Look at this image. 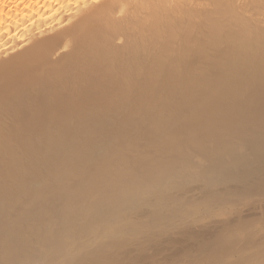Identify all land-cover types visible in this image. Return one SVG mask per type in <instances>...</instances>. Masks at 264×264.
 <instances>
[{
    "label": "bare ground",
    "instance_id": "1",
    "mask_svg": "<svg viewBox=\"0 0 264 264\" xmlns=\"http://www.w3.org/2000/svg\"><path fill=\"white\" fill-rule=\"evenodd\" d=\"M75 1L79 0H0V82H3L1 81L3 74L6 75L7 72L11 73L10 71L13 69L15 70L17 66H25L26 61L29 59L31 60L35 55H38L39 57V54L42 53V56L43 53H45L44 51L47 52L50 50L53 52V56L56 57H53V62H50L49 65H43V69H39L40 71L38 70V78L47 75L53 78L61 77L62 79L76 66H78L76 69L81 70L84 75H86V72H88L89 75L93 69L91 67L93 66L94 69L100 67V64L98 63L101 62V59L105 58L109 52H111V48L116 49L117 46H121L126 42L128 43L133 40V38L135 39V37H137L138 40H136V42L133 41L134 43H131V46L127 45L130 47L129 51H126V55H128L126 57L128 60L122 63V69L117 68L116 66H109L104 68V70H101V74L99 72L97 73L99 78H105L106 76L108 77L111 75H115L119 78L120 76H123L121 72L123 71L124 74H129L128 78L130 79L132 73H134L133 71L136 70L137 74L141 73V68L145 67L143 65H145L146 59L151 61L149 64L147 62L146 65L151 68H149L150 71H148L149 74L147 78L149 77V80L154 83L155 86H157L159 82L164 81L165 84L163 87L165 88L162 87V91H158L157 93L154 90V86L148 87L150 90L152 89V92L147 93L146 91L149 89H146L145 92L142 90L143 94H149L148 97L146 96L148 100L150 97L157 100V108L155 107L156 111L153 109L156 114H153V118L149 119L148 117L149 123L146 124H150V128L147 132L148 135H146L148 136L147 138L149 142H139H142L141 147H147L151 144L153 145H151L152 148L148 147L150 149L147 153L139 154L143 150L141 147V151L136 150L137 153L134 152V148L131 147V144L134 138H136L134 135L136 131L133 132V130L138 127L135 128L139 123L137 122V124H135L137 119L131 120V115L129 116V120H131L130 124H127L130 126V130L128 132H126V129L122 130L121 136H119V138L121 137L120 143L116 138L118 135L115 137L119 146H115L117 144L114 143L115 145L113 146V149L108 142L98 141V138L94 139L93 135L97 133V130L96 132H92L93 128H91V132L94 133L93 135H91L92 133L88 134L86 131L84 132L86 133L85 136H83V133L82 136L85 137L83 142H81L82 138H80L81 141L77 138L78 141L81 142L80 144L84 143L82 144V151H80L79 147L74 150L77 148L74 146L76 139H74L75 141L71 140L73 139L71 136L72 131L70 132L68 129V132L66 133L61 129L60 131H62L61 134H67L70 132L71 139L63 137L64 134L61 138H57V132L59 130L54 132V134L57 133L55 135L56 138H49L47 136L50 140L43 142V146H45L43 149L46 151L45 155L41 153L42 151L39 145L41 146L42 143L40 140V143H38L39 145H32V147L31 142L24 143L25 147L27 145L28 147L30 146L29 148H32L29 149L30 155L27 157V153H24V156L22 153V156H18L21 164L20 162L19 164L15 163L14 167L10 168L11 162H9L10 166H8L10 170L6 168L7 164L3 166L4 169H8V171L4 172H7L9 175L8 178H11L8 186L1 187L0 185V221L7 227V231H4L6 235L5 233H1L5 235L3 239H6V242L3 240L4 246L6 244V247H4L6 248L5 250H8L11 246L17 245L21 251L28 250L30 239L32 242V239L35 238V236L37 237L38 234H47L48 228L53 221L67 227L71 225L72 227H75V229L76 227L83 228L84 234H88V231H90V234L92 232L91 230H93V233L95 230L99 232V229L102 227L105 228V221H108L109 223L110 219L106 220V218H108V213H111L109 212L111 209L112 215L115 213L117 214L116 211H113L114 208L121 207L124 209L125 207L123 204H125V206L127 205L128 208L132 207L133 203H131V201L136 200L134 202H136L137 205H135L137 208L138 206L139 208H144V212L139 209L142 213L139 212L137 217L132 213L136 219H130L132 221L129 220V222L125 219L128 223L123 224L121 223V219H118V215H121L123 212V210L120 211L119 208L118 211L120 212H118L117 219L112 215L109 216L110 218L112 217V221H110L111 224L109 223L111 226H107L110 232L107 233V231L104 230L106 231L105 233L103 229L100 230L103 231L106 238L102 236L101 234L103 233L100 232L101 234H98L101 235V239H96V242L98 243L95 245V240L92 241L95 246L99 243V245H101L100 248H97V250H100L98 252L99 254L97 253V250L96 252L94 251L95 254L97 253V256L99 255L98 259L95 258L99 260L98 262L96 261V263L103 264L105 259H103V254L106 253L107 250H110L109 253H111V248L112 252H114L113 250L118 248L119 244L120 249L123 250L121 251L123 252V259L126 261L123 264H128V262L129 264H138L144 262V260L145 262L148 261V264H179L180 261L174 253L179 251L180 248L186 249L187 242L193 240L195 247L202 249V255L206 252L209 253V257H203L191 264H264V236L260 237L257 243L252 242L250 247H237L236 242L243 236V234H246L249 231L251 233V239L253 234L252 231L249 230V225L246 227H244L242 223L238 225V219H235L234 222L230 221V218L235 216L234 210L236 208V199H238V197L240 202L243 199L244 202H246L259 192L264 194V81L255 80L252 84L250 79L253 74L255 77H264V0H81L80 3L83 4L78 12L75 23L70 28L64 26L62 29L55 31L54 33L51 32L53 28L59 27L58 25H55V23H58L57 19L59 18V13L69 10L71 4ZM79 36H81L80 38L82 39L81 48L79 47L76 51H74V49L73 52H68L66 54L65 51L67 52V49L72 47ZM155 40L158 41L157 43L160 46L158 49L159 51L157 50L156 52L155 50L154 52L156 53L155 55L153 53V57H145L144 50H148L147 53L149 54L150 51L153 50L152 47L156 42ZM64 43H66L67 49L62 50L61 48ZM125 50L128 49L125 47ZM63 52L66 55L63 54ZM56 53H59L61 56H58L59 54L56 55ZM256 57L258 61H256ZM154 58L155 60H152ZM34 59L38 58H33V60ZM28 63L30 62H27V64ZM249 66H252V69L251 67L249 68ZM153 67L154 70H152ZM126 74L124 76H126ZM140 76H143V74ZM140 76L138 74V77ZM134 77H132L133 79L131 78V82L137 81L136 77V80ZM145 77L146 76H144V78ZM128 78L124 79V81H128ZM17 81H20L19 78ZM139 81L141 80H138V82ZM135 82L134 84L137 83ZM209 82L212 87L209 86ZM38 83L40 82H37V84ZM197 83H199V86L195 88L193 84L196 85ZM16 84H18V82ZM21 84L23 83L21 82ZM18 86L20 87L21 85L19 84ZM122 86L120 87L122 88ZM200 86L201 88H199ZM12 87L15 88L14 86ZM19 87L17 88L20 89L22 86ZM130 87V91H128L129 95L131 96L132 94V97H135L133 96V89L135 86L131 85ZM144 87L146 88V83ZM117 88L119 87L116 84V89ZM129 88L127 87L126 90ZM209 88L212 91L208 90ZM18 89L15 88L12 91ZM97 89L99 93V86ZM97 89L93 88L92 92H96ZM113 89L114 88L112 87V90ZM116 89H114L115 93L117 90L120 91V88ZM2 91L3 89L0 85V129L5 123L10 109L12 110V108L15 107L12 105H17L16 103H13L16 102L17 97L20 96L18 94L13 96L14 92L11 91H8V94L7 92L5 93ZM183 91L185 93L184 100H186V103L183 104L184 108L181 110L179 108L177 111L176 109H178L179 106L175 109V105L181 100L180 98L183 95ZM10 93H12V96L9 95ZM109 93L112 92L109 91ZM113 94L112 99L116 96H113ZM107 95L109 96V94ZM107 95L105 94V97H101L102 100H106L104 98H106ZM117 95H121L120 92ZM243 96L246 98L250 97V99H248L249 101L243 102L244 104L241 103ZM96 97L94 98L96 99ZM222 97L224 98V101H222ZM21 98L22 97L18 98V101ZM116 98L118 99V97ZM160 98L163 99V101L161 100L162 102H159ZM71 99L72 98H70V100ZM156 100L154 101L156 102ZM115 101L117 100L115 99ZM151 101L152 99H150V102ZM253 101L254 103L255 101H258V104L260 105L258 108L255 106L257 109L254 108V111H256L257 114H260L256 117L257 119L255 118L254 123H252V121L249 122L248 115H245V112L248 109L252 110L250 105ZM150 102L146 104L148 105ZM111 103L107 104L110 105ZM98 104H100V102ZM154 104L153 106H155ZM68 105H71V103L66 106ZM142 107H140V109ZM172 107H174V111L172 110ZM225 107L229 108V114H227L226 111L224 114L223 110ZM70 109H72V107ZM67 110L68 109L65 111ZM121 110L122 109L120 108V111ZM114 111H116V109ZM122 111L125 114V109ZM151 111L150 108L149 112ZM238 111L241 112V115L243 113L244 117L240 116L236 118L234 115ZM146 112H148V109ZM136 113H138V111H136ZM146 114L145 116L149 115ZM120 115H112V118L115 117L113 120L116 118L118 119L117 116H119V118L124 117L123 115ZM141 115L144 116L143 114ZM136 117L137 116H135V118ZM51 118H55V116H50L48 120ZM81 118L80 115L79 119ZM101 118L102 119L100 120H105H103V117ZM126 118H128V116ZM142 118L143 117H141V119L139 118V121H141ZM85 119H88V117ZM19 120L18 123L20 124L21 118ZM71 120L73 119L71 118ZM121 121L122 120H120V123ZM44 122L42 124L40 123L41 126H43ZM94 122L96 123V121ZM100 122L101 121L97 123V127H99L98 124H102V122ZM106 122L104 123L106 124ZM109 123L116 125V122L113 123L110 121ZM25 124L27 123L25 122ZM37 124L38 123H36V125ZM56 124L55 127L57 128ZM83 124V128H86V125ZM24 125H22V127L23 129L26 128L25 131H27L28 127L24 128ZM141 125L140 127H142ZM121 126L120 128H122ZM42 128L43 127H39L38 129L42 130ZM66 128H64V130H66ZM55 129H53V131H56L58 128ZM101 129L103 130L104 128L101 127ZM139 129H137L138 132ZM3 130H5V128ZM47 130L48 129H46V132ZM81 130L79 131L81 132ZM105 130H107V127ZM143 130H145V128ZM28 133L30 134V132ZM52 133L53 132L51 131L49 135L51 136ZM98 133L96 136L100 134ZM104 133H106V131ZM3 134L1 136L2 138ZM29 134H26V136ZM106 134H108V132ZM73 135H75L74 132ZM138 135H140V133ZM82 136L80 134L79 137ZM103 136L104 135L102 134L100 138H103ZM105 137L107 139V136ZM108 138L111 140L110 137ZM143 138H145V135ZM147 138H145V140H147ZM26 139H28V137H26ZM134 142L136 143L135 140ZM9 143L11 142H8V144ZM128 143L130 144L129 148ZM6 144L7 142L3 147L8 145ZM76 144L77 143H75V145ZM9 146H11V144ZM137 146L138 145H136V147ZM73 147L75 148L73 149ZM7 148L10 149L9 147ZM8 149L7 151L11 152V149ZM98 150L100 152H98ZM39 151H41V154L35 155L37 152L39 153ZM113 151L117 153L119 163L113 165V162L115 161L113 158L111 160L114 161L111 163L112 165L110 164L111 166L109 168L106 165L105 167L103 166L112 171L111 174H105L101 167L102 174L100 175H96L92 172L89 174V171H85L88 170L87 168H89V166L94 168L95 166L93 167V165L101 163H98V161H100V159H98V153H100V158H102V154H107L108 157L112 158L116 157ZM10 154L15 153L11 152L6 155L9 156L8 159L11 156ZM19 154L21 155L20 152ZM16 155L17 154L14 156ZM251 155L252 157L254 156L252 159L250 158ZM44 156H48L51 159L48 165V157L44 159L47 161H44L46 164L42 163ZM30 157L34 161L30 162ZM41 158L42 161H40ZM68 158L69 160L71 158L74 160L71 169L67 167L70 169L68 171L72 173V175L65 170L66 168L63 169L60 163L58 168H61L59 173L62 178L65 175V172L72 176L71 185L69 184L71 189L60 198L50 196L48 192L45 191L47 189L46 187L50 189L49 186H51L46 183L48 178L47 173L50 174L48 171L56 167V163L59 161L65 162ZM14 159L12 158L13 163ZM50 159L48 158V160ZM3 161H6L5 163H7L11 160L7 161L6 157V160ZM206 161L210 162V165H208L209 167L206 166ZM67 162L68 161H66V163ZM128 162L130 164L125 167L124 165ZM134 162H139V164L135 165ZM107 165L109 166V164ZM26 167L32 172L35 171V169L39 172L41 170L42 173H40L43 176V173L46 172L45 175L47 176H45L46 178L43 176V178H41L40 176L41 179L38 178L39 180H35L37 177L30 180V178H27L29 176L26 177V174H24L26 172L31 173L26 170ZM21 169L23 170L20 171ZM24 170L25 172H23ZM57 170L55 172H57ZM95 171L97 172V170ZM36 172L37 171H35V173ZM213 172L219 174L222 173L225 177H231L237 179V181L240 179L241 181L239 184L241 185L240 191H242V193L238 196V194L234 193V189H227L226 191L223 189L224 192L216 190V187L222 183L215 178L216 176ZM259 172L260 176H257ZM40 173L37 174L39 175ZM59 173L57 172L58 175ZM51 174L50 176L53 175L54 177V173ZM209 174L213 176L211 180H207ZM136 177V180H132V178ZM24 178H27L28 181ZM128 179L130 181L126 182ZM24 180L27 182L23 183ZM48 182L51 184V180H48ZM192 182L197 184V186L194 187L195 189L192 192H190V190L188 191L187 189ZM57 184L58 183H54V185ZM60 184L61 183H59V185ZM61 186H59V190L63 188ZM64 188L62 191H65ZM136 188L138 190H136ZM182 190H184V194L182 195L181 193V195L178 196L180 194L179 191L182 192ZM63 193L64 192H62V194ZM129 197H131V200L128 199ZM124 201H126V203H123ZM129 202L132 206H129ZM117 204H122L123 207H117ZM136 206H133V209H137ZM17 207H23L26 212L28 211V214L21 217L20 214L22 212L19 213V215H17L18 213L14 214L12 210ZM129 211H127V213ZM94 212L96 216L104 222H102L104 225H102V223L101 225H98L97 223H100L101 221L97 223L95 221L97 226H100L101 228H98L94 222H91V219L93 218L91 214ZM125 213L126 212H124V214ZM134 213H136V210ZM129 215L131 216V214ZM98 218L96 219L98 220ZM37 222L39 223L34 225ZM89 222H91V224H89ZM108 223L107 225H109ZM93 224L95 225L94 228L97 227V229L90 227ZM120 224L123 229L119 226ZM123 225L129 226L127 232L129 233L128 238H125L124 235H122L126 233L127 229V227L124 229L125 227ZM220 225H224V227L221 228ZM244 228L246 229L243 233ZM4 229L6 230V228ZM75 232L76 231L72 232L74 233V236H72V241L69 244L72 245V247L70 246L68 249L69 252L66 250V245H68V240H70L68 235L63 237V251L59 252L58 249L54 250L56 251L54 252V256L60 261H58V264H66L68 261H72L73 258L77 259L75 256L81 253L79 250L82 249V252L84 253L83 249H91L89 248V244L90 246H93V244L88 242L89 240L86 238V241H82L83 239L78 240L79 233ZM142 232H144V234H141ZM258 232H261V230L258 229ZM89 234L88 237H90V239H93L91 237L94 236H96V238L98 237L97 235L89 236ZM121 236L124 238H120ZM140 236L143 238L145 236V245L147 247L140 244ZM207 236H210V238L208 239ZM118 239H120V243H117ZM211 239V245H207L206 242ZM108 240H111L109 244L106 243ZM131 241H133L132 244ZM138 241L140 242L139 244ZM127 243H129V246ZM110 244L111 246H109ZM140 246H142V248ZM145 248H147L149 254L147 261V257L144 256ZM87 250H85V252ZM91 250L93 251V249ZM223 250L225 252L224 254H222ZM139 251L141 253L139 254L138 261V257L135 258L133 255L134 252L139 253ZM8 252L5 255V252L0 253L1 255L3 254V257L5 256L7 258ZM11 253L9 254L10 256ZM116 253L118 254V250ZM107 254L105 255L108 257L109 254ZM142 254L143 256H141ZM80 255L83 254L81 253ZM90 255L94 256L92 254ZM91 256L90 258L88 257L90 260L93 258ZM110 256L111 254L109 257ZM5 257L4 259L6 260ZM183 257L184 258L180 264L187 263L185 251ZM83 258L84 256L81 258V262L79 261L80 264L83 262ZM114 258L116 259V257ZM127 259H129L128 262ZM119 261L121 262V260L118 259V262ZM16 262H19V260ZM90 263L92 262L90 261ZM108 263L110 264V261L106 264ZM10 264L15 263L11 262ZM72 264H75L74 261Z\"/></svg>",
    "mask_w": 264,
    "mask_h": 264
},
{
    "label": "rangeland",
    "instance_id": "2",
    "mask_svg": "<svg viewBox=\"0 0 264 264\" xmlns=\"http://www.w3.org/2000/svg\"><path fill=\"white\" fill-rule=\"evenodd\" d=\"M81 2V0H79V1H75L73 4H71V7H70V9L69 10H67V11H65V12H62V13H59L60 15H59V18L57 19V22L58 23H55V25H58L59 27L58 28H53V30L51 31V32H55V31H58V30H60V29H62L64 26L66 27V28H70L74 23H75V21L77 20V16H78V12H79V10H80V8H81V6H82V4L83 3H80ZM84 2V1H83ZM50 32V33H51ZM81 36H79V37H77V39H76V41H75V43L72 45V47H70L69 49H67V46H66V43H64L63 44V46H62V50H64V49H67L68 51L66 52L65 51V53L67 54L68 52H73V50L74 51H76L79 47L81 48V46H82V39L80 38ZM133 37V36H132ZM136 40H138L137 39V37H135V39L133 38V40H131V41H129L128 43L126 42V43H124V44H122L121 46H117L116 47V49H114V48H111L110 49V51L111 52H109L108 54H107V56L105 57V58H102V59H104V60H102L101 59V62H99L98 64H100L99 66L100 67H97V68H95L94 69V67L92 66L91 68H93L92 69V71L89 73V75H88V72H86V75H84L83 74V72H81V70H78V69H76L78 66H76L75 68H73L71 71H69L70 73H68L65 77H63L62 79H61V77H58V78H53V77H50V76H47V75H45L44 77L43 76H40V78L42 79H40V78H38L37 76L39 75V71L41 70V69H43V65H45V66H47V65H49L50 64V62H53V57L55 58L56 56H53V52H51V50L50 51H44L45 53H43V55L41 56V54H39L40 56L38 57V55H35L33 58H38V59H34L33 60V58H31V60L29 59L28 61H26V65L24 66H22L21 65V67H19V66H17V68L14 70H12V71H10L11 73H9V72H7L6 73V75L5 74H3V78L1 77V81H3L4 82V84H5V86H4V84H3V82H0L1 84V87H2V89H3V91L2 92H7V94L11 91V92H14V94H13V96L15 95V94H18V95H20V96H16L17 97V101H18V98H20V97H22L21 99H19V103L16 101V102H14L13 104H17V105H12V106H15L14 108H12V110L10 109V111H9V114H8V117H7V119L5 120V123L2 125V127H1V129H2V131H1V129H0V147H1V150H0V185H1V187L2 186H8L9 185V180L11 179V178H8L9 177V175L7 174V172H4V171H8V169L10 170V168L11 167H14V165H15V163H18L19 164V162H20V160H19V157L18 156H22V153H23V156L25 155L24 153H27V157L30 155L29 154V149H32V148H29L27 145H26V147H25V144L26 143H29V142H31V147H32V145L33 146H36V145H39L38 143H42V145L40 146L39 145V147H41L40 149H41V151H39V153L37 152V154H35V155H40L41 153H43V155H45V149H43L45 146H43V142H47V140H50L49 138L50 137H52V138H56L55 137V135L58 133V135H57V138H61L62 137V135H63V137H67L68 139H71V136H72V138L73 139H71L72 141H75L74 139H76V141H75V143H77L76 145H75V143H74V146L75 147H77V148H75V147H73V149L74 150H76V149H78V147H79V149H80V151H82L81 149H82V147H83V145L82 144H84V143H82V144H80L81 142H83L84 141V138L85 137H83V136H85V134L86 133H84V132H88V134L90 133H92V132H96V130H97V133L99 134L98 136H96L97 135V133H95V135H93L94 133H92L91 135H93V137H94V139L95 138H98L99 140L98 141H104V142H108V144H111V147H112V149H113V146L115 145V144H117L118 142L120 143V138H119V136H121V132H122V130L123 129H126V132H128L129 130H130V126L129 125H127V124H130V121L131 120H133V119H137V121L135 122V124H137V122L139 123V124H137L136 126H135V128L136 129H134L133 130V132L134 131H136L135 133H134V135L136 136V138H134V140L136 141V143L134 142V140H133V142H132V144H131V147H133L134 148V152H136L137 153V151L136 150H139V151H141V148L144 150H142L139 154H141V153H147V151L150 149V148H152V146L151 145H153V144H151V145H148L147 147L146 146H143V147H141L142 146V142H146V143H148L149 141H148V136H146V135H148V130H149V128H150V124L149 125H146V124H148L149 123V121H148V117H149V119L150 118H153V114H156V108H157V105H156V103H157V100L155 99V98H149V100L147 99V97L149 96V94L147 95L146 93H144L143 94V91L142 90H144V92L146 91V89H149L148 87L149 86H154V90L156 91V93L159 91V92H161L162 91V87L164 86V81L163 82H159L158 83V85L157 86H155V84L154 83H152L150 80H149V77L147 78V76H148V74H149V72L148 71H150V67L149 66H146L147 65V62H148V64H149V62H151L150 60L148 61L147 59H146V61H145V65H143V66H145V67H142L141 68V73H138L139 74V76L140 75H142L143 74V76H140V77H138V74H137V72H136V70L135 71H133L134 73H132V77H134L135 75H137V76H135L136 77V79H137V83L136 84H134V82H131L132 80H131V78L129 79L128 77V75L129 74H126V76H124L125 74H124V72L123 71H121L122 72V74H123V76L121 77H116L115 75H111V76H106L105 78H103V77H100L99 78V76H98V73L97 72H101V70H104V68H107V67H111V66H116L117 68H120V69H122L123 67V65H122V63H124V62H126L127 60H128V58L126 57V56H128V55H126V51H129V48L130 47H128V46H131V43L133 44L134 42H136ZM134 41V42H133ZM156 41V40H155ZM158 41H156L155 42V44H153V47H152V49L153 50H151V51H153V52H151L150 51V53L148 54L147 52H148V50H144V52H145V57H147V58H149V57H153V53H154V55H155V53L157 52V50L159 49V44L157 43ZM137 44V43H136ZM135 44V45H136ZM128 45V46H127ZM157 45H158V47H157ZM155 46V47H154ZM125 47L128 49V50H125ZM120 48V49H119ZM122 48H123V50H124V52H123V50H122ZM117 49H118V51H117ZM116 50V51H115ZM156 50V52H154ZM159 51V50H158ZM64 52H63V54H65ZM117 53H119V54H117ZM124 53V54H123ZM147 53V54H146ZM59 53H56V55H58ZM62 54V53H61ZM65 54V55H66ZM124 56H123V55ZM148 55V56H147ZM150 55V56H149ZM58 56H61L60 54L58 55ZM62 56H64V55H62ZM115 57V58H114ZM123 57V58H122ZM125 57V58H124ZM122 58V59H121ZM108 59V60H107ZM125 60V61H124ZM152 60H155V58L154 59H152ZM32 61V62H31ZM256 61H258V59H257V57H256ZM27 62H30V63H28L27 64ZM43 62H44V64H43ZM107 62V63H106ZM110 62V63H109ZM153 62V61H152ZM23 63V64H24ZM89 63V62H88ZM118 63V64H117ZM255 63V62H254ZM47 64V65H46ZM93 64V63H92ZM97 64V65H98ZM112 64V65H111ZM106 65V66H105ZM119 65H121V66H119ZM42 67V68H41ZM251 67V69H252V66H249V68ZM15 68V67H14ZM150 68V69H149ZM40 69V70H39ZM149 69V70H148ZM39 70V71H38ZM76 70H78V71H76ZM152 70H154V67L152 68ZM38 71V72H37ZM89 71V70H88ZM119 71V70H118ZM82 74H81V73ZM148 72V73H147ZM5 73V72H4ZM37 74V75H36ZM66 74V73H65ZM91 74V75H90ZM101 74V73H100ZM99 74V75H100ZM145 74V75H144ZM79 75H81V76H79ZM87 75H88V77H87ZM86 76V77H85ZM144 76H146L145 78H144ZM254 76V77H253ZM95 77V78H94ZM98 77V78H97ZM112 79H111V78ZM114 77V78H113ZM135 77H134V79H135ZM138 77V78H137ZM142 77V78H141ZM19 78V80L20 81H17V79ZM28 78H30V79H28ZM51 78V79H50ZM107 78V79H106ZM123 78V79H122ZM126 78H128L129 80L128 81H124V79H126ZM141 78V79H140ZM254 80H253V79ZM7 79V80H6ZM27 79V80H26ZM96 79V80H95ZM101 79V80H100ZM104 79V80H103ZM133 79V78H132ZM135 79V80H136ZM143 79V80H142ZM148 79V80H147ZM251 79V83L253 84V81L255 82V80L257 81V80H262V81H264V77H255V75L253 74L252 75V77L250 78ZM5 80V81H4ZM40 80V81H39ZM65 80V81H64ZM138 80H141V81H139L138 82ZM15 81H16V83L18 82V84H16L15 83ZM99 81V82H98ZM116 81H117V83H116ZM124 81V82H123ZM130 81V82H129ZM21 82L23 83V84H21ZM37 82H40V83H38L37 84ZM101 82V83H100ZM106 82V83H105ZM123 85H121L120 83ZM151 82V83H150ZM16 84V86H15V84ZM107 83H108V85H107ZM126 83V84H125ZM145 83H146V88L144 87V85H145ZM161 83V84H160ZM201 83V82H200ZM14 84V85H13ZM21 85L20 87L18 86V85ZM62 84V85H61ZM116 84H117V86L120 88V91L119 90H117V89H119V88H117L116 89ZM61 85V86H60ZM64 85V86H63ZM128 85V86H127ZM135 86L134 87V89H133V93H134V95L133 96H135V97H132V94H131V96L129 95V92L128 91H130V86ZM137 85V86H136ZM160 85H161V87H160ZM264 85V84H263ZM3 86H4V88H3ZM12 86H14L16 89H18L17 87H19L20 89H18V90H15V91H12V90H14L15 88H13ZM26 86V87H25ZM28 86V87H27ZM94 86V87H93ZM98 86H99V93H98ZM102 86V87H101ZM105 86H106V88H105ZM114 88V89H116L117 90V92L115 93V90L113 89L112 90V87ZM115 86V87H114ZM120 86H122V88L124 89H122ZM129 88V89H127L126 90V88L127 87ZM193 86H195V88L197 87V86H199V83H197L196 85L195 84H193ZM209 86H211V84H210V82H209ZM10 87V88H9ZM77 87V88H76ZM137 87H139V88H141V89H139V88H137ZM159 87V88H158ZM212 87V86H211ZM12 88V89H11ZM23 88H24V90H23ZM93 88H96L97 89V91L96 92H92L93 91ZM135 88H137V89H135ZM163 88H165V87H163ZM199 88H201V86L199 87ZM7 89V90H6ZM10 89V90H9ZM45 89V90H44ZM78 89V90H77ZM122 89V90H121ZM194 89V88H193ZM6 90V91H5ZM74 90H77V91H74ZM125 90H126V92H125ZM137 90H139V91H137ZM152 90V89H151ZM150 89L149 90H147L146 92L148 93V92H152ZM153 90V91H154ZM208 90H210V88L208 89ZM251 90H253V89H251ZM256 90H258V89H256ZM9 91V92H8ZM109 91L110 92H112V93H109ZM114 91V92H113ZM136 91V92H135ZM141 91V92H140ZM154 91V92H155ZM210 91H212V90H210ZM16 92V93H15ZM108 92V93H107ZM119 92H120V94L121 95H117V94H119ZM153 92V93H154ZM114 93V94H113ZM137 95H136V94ZM140 93V94H139ZM155 93V94H156ZM187 93V92H186ZM3 95H5L4 93H2ZM99 94V95H98ZM105 94L107 95V94H109V96H110V98H109V96L107 95L106 96V98H104V99H106V100H102V98L101 97H105ZM112 94H113V96L114 95H116V96H114L113 97V99H112ZM184 91H183V95L181 96V100H179L178 101V103L179 102H181V103H176V105H175V109H176V107H178V109H176L177 111L179 110V108H180V110L182 109V108H184L183 106V104H185L186 103V100H184ZM9 95H11L12 96V93H10ZM123 95V96H122ZM97 96V97H96ZM120 96V97H119ZM147 96V97H146ZM15 97V98H16ZM94 97H96V99L94 98ZM116 97H118V99L116 98ZM70 98H72L71 100H70ZM86 98V99H85ZM88 98V99H87ZM94 98V99H93ZM99 98V99H98ZM119 98H120V100H119ZM130 100H129V99ZM112 99V100H111ZM115 99L117 100V101H115ZM122 99H123V101H122ZM127 100V102H126V100ZM136 99V100H135ZM150 99H152V103L150 102ZM248 99H250V97L249 98H246V97H244L243 96V98H242V101H241V103H243V102H245V101H249ZM20 100H21V102H20ZM95 101V103H94V101ZM98 100V101H97ZM99 100H101V101H99ZM109 100V101H108ZM154 100H156V102L154 101ZM163 101V99H161L160 98V100H159V102H162ZM90 102V103H88V102ZM104 101V102H103ZM106 101H108V102H106ZM119 101H120V103H119ZM183 101H185V102H183ZM222 101H224V98L222 97ZM100 102V104H98ZM112 102V103H111ZM137 102H138V104H137ZM148 102H150L148 105L146 104V103H148ZM172 102H173V100H172ZM69 103H71V105H68V106H66L67 104H69ZM104 103V104H103ZM109 103H111L110 105H108ZM118 103V104H117ZM143 103V104H142ZM155 103V104H154ZM75 106H74V105ZM94 104V105H93ZM107 104V105H106ZM114 104V105H113ZM152 104V105H151ZM153 104L155 105V106H153ZM178 104V105H177ZM244 104V103H243ZM108 107H106V106ZM112 105V106H111ZM120 105H121V107H120ZM142 105H143V107H142ZM180 105H182V106H180ZM72 107V109H70L71 107ZM94 106V107H93ZM142 107L141 109H140V107ZM146 106V107H145ZM172 106H173V104H172ZM255 106H257V108H258V106H260L259 104H258V101H255V103H254V101L251 103V105H250V108L252 109V110H250V109H248L246 112H245V115H248V118H249V122H251L252 121V123H254V120H255V118L257 117V116H259L260 114H257V112L256 111H254V108H255ZM70 107V108H69ZM91 107V108H90ZM110 107V108H109ZM114 107V108H113ZM122 109V110H124L125 109V114H124V112L121 110L120 111V108ZM128 107V108H127ZM129 107H130V109H129ZM149 107V108H148ZM153 107V108H152ZM156 107V108H155ZM77 108V109H76ZM124 108V109H123ZM136 108H137V110H136ZM144 108V109H143ZM150 108H151V112H149L150 111ZM257 108H255V109H257ZM66 109H68L67 111H65ZM70 109V110H69ZM89 109V110H88ZM92 109V110H91ZM111 109H116V111H114V110H111ZM139 109H140V111H139ZM147 109H148V112H146L147 111ZM155 111H154V110ZM259 109H260V107H259ZM259 109H258V111H259ZM78 110V111H77ZM87 110V111H86ZM103 110H104V112H103ZM128 110V111H127ZM134 112H133V111ZM172 110L174 111V107H172ZM234 110V109H233ZM69 111V112H68ZM85 111V112H84ZM100 111V112H99ZM113 111H114V113L115 112H118V113H113ZM127 111V112H126ZM136 111H138V113H136ZM145 113H144V112ZM225 111L227 112V114H229V108H227V107H225L224 108V110H223V112H224V114H225ZM54 112V113H53ZM64 112H65V114H64ZM71 112V113H70ZM80 113V114H78V113ZM88 112V113H87ZM92 112V113H91ZM103 112V113H102ZM113 114H112V113ZM121 112V113H120ZM130 112V113H129ZM153 112V113H152ZM85 113H86V115H85ZM98 113V114H97ZM129 113V114H128ZM133 115H132V114ZM146 113H148V114H146ZM152 113V114H151ZM260 113V112H259ZM57 114V115H56ZM69 114V115H68ZM71 114H73V115H71ZM75 114V115H74ZM77 114H78V117H77ZM103 114V115H102ZM110 114H112L113 116H116L117 114H121L120 116H124V117H120L119 118V116H117L118 117V119L116 120H113L114 118H112L113 116L112 115H110ZM141 114H143L144 116H142ZM145 114L146 115H148V116H145ZM31 115V116H30ZM41 115V116H40ZM43 115H44V118H43ZM80 115H81V119H79V117H80ZM91 117H90V116ZM101 115V116H100ZM108 115V116H107ZM131 115V120H129V116ZM137 116L136 118H135V116ZM30 116V117H29ZM47 116H48V118H47ZM52 117V116H55V118H51L50 120H48L49 119V117ZM59 116V117H58ZM70 116V117H69ZM72 116V117H71ZM95 116V117H94ZM98 116V117H97ZM128 116V118H126ZM234 116H236V118H238V117H240V116H243L244 117V114L242 113V115H241V112L240 111H238V112H236V114L234 115ZM21 118V125L18 123V120L19 119H17V118ZM27 117V118H26ZM88 117V119H85V118H87ZM90 117V118H89ZM93 117V118H92ZM101 117H103V120L104 121H102V120H100V119H102ZM141 117H143L142 118V120L141 121H139V118L141 119ZM30 118H31V120H30ZM47 119V121L49 122H47L46 121V119ZM58 118V119H57ZM71 118L73 119V120H71ZM92 118V119H91ZM110 118H111V120H110ZM10 119V120H9ZM23 119V120H22ZM36 119V120H35ZM41 119V120H40ZM70 120V121H68V120ZM95 119V120H94ZM257 119V118H256ZM40 120V121H39ZM46 121V122H44V121ZM54 120V121H53ZM59 120V121H58ZM65 120V121H64ZM67 120V121H66ZM83 120H84V122H83ZM88 120V121H87ZM120 120H122L121 121V123H120ZM20 121V120H19ZM29 121V122H28ZM44 122V124H43V126H41V124ZM54 123H53V122ZM56 121V122H55ZM74 121V122H73ZM87 121V122H86ZM94 121H96V123L94 122ZM99 121H101L102 122V124H98V126L99 127H97V123H99ZM107 121V122H106ZM110 121H112L113 123H115L116 122V125L115 124H110L109 122ZM129 121V122H128ZM25 122L27 123V124H25ZM35 122V123H34ZM68 122H69V124H68ZM73 122V123H72ZM81 122H82V124L84 123L85 125H86V128H83L84 126H82V124H81ZM100 122V123H101ZM104 122H106V124L104 123ZM128 122V123H127ZM143 122V123H142ZM26 125H24V124ZM36 123H38L37 125H36ZM41 123V124H40ZM46 123V124H45ZM57 123V124H56ZM62 123V124H61ZM75 123V124H74ZM77 123H78V125H77ZM87 123V124H86ZM94 123H95V125H94ZM125 124V125H123V124ZM30 124H32V125H30ZM55 124H56V126H57V128L55 127ZM60 126H59V125ZM64 124H66L67 125V128H66V125H64ZM71 124V125H70ZM74 124V125H73ZM80 124V125H79ZM83 124V125H84ZM118 124V125H117ZM122 126H121V125ZM142 124V125H141ZM22 125H24V128L25 127H28V129H27V131H25L26 130V128L25 129H23V127H22ZM39 125V126H38ZM92 125V126H91ZM116 127H115V126ZM122 127V128H120V126ZM140 125L142 126V127H140ZM17 126V127H16ZM31 126H32V129H33V131H32V129H31ZM36 126V127H35ZM37 126H38V128L39 127H43L42 128V130L41 129H38L37 128ZM62 126H63V129H62ZM69 126H71V127H69ZM73 126V127H72ZM80 128H79V127ZM81 126H82V128H81ZM90 126V127H89ZM113 126V127H112ZM46 127V128H45ZM48 127V128H47ZM51 127V128H50ZM57 129H55V128ZM69 127V128H68ZM76 127V128H75ZM101 127L102 128H104L103 130L101 129ZM107 127V130H105V128ZM145 128V130H143L144 128ZM5 128V130H3ZM17 128H19V129H17ZM49 128H50V131H49ZM64 128H66V130H64ZM72 128V129H71ZM90 128V129H89ZM91 128H93V130H92V132H91ZM98 128H99V130H98ZM120 129V131H119V129ZM127 128H128V130H127ZM140 128V129H139ZM146 128H148V129H146ZM15 129H16V131H15ZM46 129H48L47 130V132H46ZM53 129H55L56 131H53ZM60 129L61 130H63V132L65 131V133L66 132H68V130L71 132L72 131V135L70 134V132L69 133H67V134H65V133H62L61 134V132L62 131H60ZM68 129V130H67ZM81 130V132L79 131V130ZM84 129H85V131H84ZM87 129V130H86ZM95 129V130H94ZM112 129V130H111ZM137 129H139V132H138V130ZM60 132H59V131ZM101 130H102V132H101ZM111 130V131H110ZM236 130H238V129H236ZM14 131H15V133H14ZM18 131H20V132H18ZM44 131V132H43ZM53 132L52 134H51V136L49 135V133L50 132ZM58 131V132H57ZM106 131V133L108 132V134H106V133H104ZM142 131H143V134L145 135V138H147V140H145V138H143L144 137V135L142 134ZM16 132H17V135H16ZM28 132H30V134L28 133ZM54 132H57V133H55L54 134ZM73 132H74V134L75 135H73ZM79 132V133H78ZM112 132V133H111ZM113 132H115V133H113ZM3 134V138L5 139H3L1 136H2V134ZM83 133H84V135H83ZM118 133H120V134H118ZM140 133V135H138V134ZM6 134V135H5ZM26 134H29V135H27L26 136ZM61 134V135H60ZM80 134H81V136L82 137H79L80 136ZM102 134L104 135L103 136V138L101 137L100 138V136H102ZM112 134V135H111ZM114 134H115V136H114ZM8 135H9V138H8ZM60 135V136H59ZM67 135V136H66ZM71 135V136H70ZM90 135V136H91ZM118 135V137H116ZM49 138H48V137ZM74 136H75V138H74ZM78 136V137H77ZM96 136V137H95ZM105 136H107V139H106V137ZM111 136H113V137H111ZM141 136H143V137H141ZM25 137V138H24ZM26 137H28V139H29V141H28V139H26ZM46 137V138H45ZM70 137V138H69ZM108 137H110L111 138V140L108 138ZM118 139V142H117V139ZM137 137H139L140 138V140H139V138H137ZM153 137V136H152ZM1 138H2V140H1ZM51 138V139H52ZM79 139V141H81V142H79L78 141V139ZM80 138H82L81 140H80ZM114 138V139H113ZM25 139H26V142H25ZM46 139V140H45ZM106 139V140H105ZM137 139V140H136ZM36 142H35V141ZM37 140H38V142H37ZM39 140H40V142H39ZM70 140V141H71ZM110 140V141H109ZM128 140H129V138H128ZM7 142V144H8V142H11V143H9L7 146H5V147H3L4 146V144ZM21 141V142H20ZM23 141V142H22ZM32 141H33V144H32ZM113 141V142H112ZM139 141H142V142H139ZM14 142V143H13ZM139 142V143H138ZM21 143V144H20ZM25 143V144H24ZM35 143H37V144H35ZM94 143V142H93ZM92 143V144H93ZM115 143V144H114ZM135 143V144H134ZM11 144V146H9ZM113 144V145H112ZM141 144V145H140ZM133 145V146H132ZM136 145H138L137 147H136ZM115 146H119V144H117V145H115ZM129 146H130V144L128 143V148H129ZM7 147H9L10 149H8ZM136 147V148H135ZM141 147V148H140ZM144 147H146V148H144ZM148 147H150V148H148ZM5 148V149H4ZM138 148V149H137ZM245 148V147H244ZM7 149L8 150H10L11 152H14L15 154H17L16 156H14L15 154H10L11 156H14V157H11L10 156V158L8 159V157L9 156H6V155H8L9 153H11V152H9V151H7ZM13 149V150H12ZM3 150V151H2ZM15 150V151H14ZM7 151V152H6ZM146 151V152H145ZM6 152V153H5ZM17 152V153H16ZM19 152L21 153V155L19 154ZM41 152V153H40ZM98 152H100L99 150H98ZM114 152V155L117 157H108V155L107 154H102L101 156H102V158H100V153H98V156H99V158L98 159H100V161H98V163H100V164H96V165H93V167L94 168H91L92 166H89V168H87L88 170H85L86 172L87 171H89L88 173L89 174H91V172L92 173H95L96 175H100V174H102L101 172H102V170H104L103 172L105 173V174H107V173H112V171H110V170H108V168L112 165L111 163L114 161V160H111V159H115V161L113 162L114 164L113 165H115V163H119V159H118V156H117V153L115 152V151H113ZM5 153V154H4ZM5 155V157H4V155ZM19 154V155H18ZM129 155H130V153H129ZM1 156H3V157H1ZM106 156H107V158H108V160H109V162H108V160H107V158H106ZM112 156V155H111ZM6 157H7V161L8 160H11V161H8L7 163H5L6 161H3V160H6ZM16 157V158H15ZM46 157H48V156H46ZM46 157L44 156L43 157V161H42V158H41V160L40 161H42V163H44V161H46V160H44V159H46ZM254 157V156H253ZM252 157V155L250 156V158L252 159L253 158ZM12 158L14 159L13 161H14V163L12 162ZM49 159H50V157H48ZM48 158H47V165L50 163V161H51V159L50 160H48ZM130 158V157H129ZM128 158V159H129ZM30 160V162H32V161H34V160H32L31 159V157L29 158ZM103 159V160H102ZM136 159H137V154H136ZM139 159V158H138ZM15 160H17V161H15ZM71 160V161H70ZM69 160V158H68V160H65V162L64 161H59L58 163H56L57 165H56V167H54L53 169H50V171H48V172H50V174L52 173H54V177H53V175L52 176H50V174L49 173H47V175H48V178H47V181H46V183H47V185H51V186H49L50 187V189L48 188V187H46L47 189L45 190L46 192H48V194L50 195V196H54V197H61V196H63V195H65L66 194V192L69 190V189H71V182H72V180H71V177L72 176H70V175H72V173H70L68 170H70L71 169V166H72V163H73V159L71 158ZM111 160V161H110ZM66 161H68L67 163H66ZM129 161V160H128ZM138 161V160H137ZM9 162H11V166H10V164H9ZM106 162V163H105ZM108 162V163H107ZM59 163H60V165H61V167L63 168V169H65L66 171H68V173L70 174H68L67 172H65V175L63 176V178L60 176V173H59V170H61V168L59 169L58 167L60 166L59 165ZM103 163H105V164H103ZM135 163V165H137V164H139V162L137 163V162H134ZM5 164H7L6 165V168H8V169H4L3 168V166H5ZM20 164H21V162H20ZM44 164H46V163H44ZM107 164H109V166L107 165ZM111 164V165H110ZM128 164H130L129 162L127 163V164H125L124 166L126 167ZM10 166V168H9V166ZM105 165L108 167V168H104L105 167ZM208 165H210V162L209 161H206V166H208ZM104 166V167H103ZM130 166V165H129ZM2 167V168H1ZM67 167H69L70 169H68ZM103 168L102 170H101V168ZM209 167V166H208ZM19 168H20V166H19ZM58 170H57V169ZM97 168V169H96ZM4 169V170H3ZM90 169V170H89ZM107 169V170H106ZM23 169H21L20 171H22ZM26 170L27 171H30L27 167H26ZM57 170V172L59 173V175L57 174V172H55ZM94 170V171H93ZM95 170H97V172L95 171ZM99 170V171H98ZM35 171H37L36 173H35ZM35 171H30L31 173H28V172H26V173H24V174H26V177L27 176H29V177H27L28 179L30 178V180L31 179H34L35 177H37V178H35V180L37 179V180H39V179H41V178H46L45 176H47V175H45L46 174V172H44L43 174H44V176L41 174L42 173V171L40 170V172L38 171V170H36L35 169ZM107 171V172H106ZM210 171H211V169H210ZM23 172H25V170L23 171ZM5 173V174H4ZM21 174H23L22 172H20ZM34 173H35V175H34ZM37 173H40L39 175L37 174ZM214 174H215V178H217L218 180H219V182H221L222 184H220L218 187H216L217 189L216 190H219V191H223V189H225V191L227 190V189H234L233 191H234V193H236V194H238V196H239V194H241L242 193V191H240V188H241V185L239 184V182L241 181L240 179H238V181H237V179H234V178H231V177H225V175H222V173L221 174H219V173H215V172H213ZM57 174V175H56ZM68 174V175H67ZM56 175V176H55ZM40 176H41V178H40ZM43 176V177H42ZM60 178H59V177ZM109 176V175H108ZM257 176H260V172L257 174ZM53 177V178H52ZM109 177H111V176H109ZM213 176L211 175V174H209L208 175V178H207V180H211V178H212ZM8 178V179H7ZM19 178H21V177H19ZM27 178H24L25 180L27 179ZM39 178V179H38ZM49 178H51V179H49ZM57 178V179H56ZM59 178V179H58ZM129 178V177H128ZM2 179H3V181H2ZM28 179H27V181H28ZM137 179V177L136 178H132V180H136ZM5 180V181H4ZM18 180V179H17ZM23 181V183H25V182H27V181ZM48 180H51V184H49V182H48ZM54 180H56V181H54V183L56 184V183H58L57 185H54V183H53V181ZM57 180H58V182H57ZM61 180H62V182H61ZM7 181V182H6ZM128 181H130L129 179L126 181V182H128ZM6 184H4V183ZM18 182H19V180H18ZM143 182H144V179H143ZM53 183V184H52ZM59 183H61L60 185H59ZM141 183V182H140ZM70 184V185H69ZM194 183L192 182V183H190V186H189V188L187 189L188 191L190 190V192H192L195 188L194 187H196L197 186V184H194ZM53 185V186H52ZM61 186V187H63L64 188V186H65V188H64V190L65 191H62L63 190V188L62 189H60L59 190V186ZM64 185V186H63ZM56 186H57V188H56ZM52 187V188H51ZM138 188V187H137ZM136 188V190H138ZM53 191H52V190ZM55 189V190H54ZM59 190V191H58ZM57 192V193H56ZM62 192H64L63 194H62ZM178 192V191H177ZM224 192V191H223ZM59 193V194H58ZM61 193V194H60ZM180 193V194H179ZM179 195L178 196H180L181 195V193H182V195L184 194V190H182V192L181 191H179ZM241 198V197H240ZM129 200H131V197H129L128 198ZM128 199H127V201H128ZM240 199H239V197H238V199H236V208H235V210H234V213H235V216L234 217H231L230 218V221H233L234 222V220L235 219H238V225L239 224H241L242 223V225H244V227H246V226H248L249 225V230H251L252 231V239L250 238V236H251V233L248 231V233H246V234H243V236L236 242V244H237V247H239V246H241V247H250V245L252 244V242H254V243H257V241L259 240V238L260 237H262V236H264V194L263 193H261V192H259L258 194H256V195H253L252 197H251V199L250 200H248V201H246V202H244V199L243 200H241V202L239 201ZM134 201H136V200H134ZM134 201H131V203H133V206L135 207L136 205H137V203L136 202H134ZM233 201H234V199H233ZM123 203H126V201H124ZM122 203V204H123ZM117 204L116 206L118 207V206H122L123 207V205H124V207L126 208V209H131L130 211H131V213H130V211L129 210H126L125 208L123 209V208H121V207H119L120 208V211L121 210H123V212L121 213V215H118L119 213L118 212H120V211H118L119 210V208H114V212L116 211L117 212V214L115 213H113L114 215H112V209L109 211V212H111L110 214L108 213V218H106V220H108V219H110L109 220V223H110V221H112V217L110 218L109 216L110 215H112L113 217H117V215L119 216L118 217V219H121V223H128L129 222V220L130 219H136V217L139 215V212L140 213H142V212H144V208H139V206H138V208H137V206H136V208L138 209H133L134 207L130 204V202H129V206L131 205L132 207H129L128 208V206L126 205L125 206V204ZM128 204V203H127ZM136 204V205H135ZM57 206V205H56ZM56 208V207H55ZM57 208H58V206H57ZM139 209H141L142 210V212H141V210L139 211ZM135 210H136V213H134L135 212ZM13 211V213L14 214H17V215H19V213H23V215H22V213L20 214V217L21 216H24V215H26V214H28V211L26 212L25 211V209L23 208V207H17L16 209H14V210H12ZM127 211H129L128 213H127ZM134 211V212H133ZM124 212H126L125 214H124ZM135 214V216H133V214ZM138 213V214H137ZM93 214H95V212L94 213H92L91 215L93 216V220L91 219V222H94L95 223V221H96V223L97 222H100L101 220H100V218H98L97 216H96V214L95 215H93ZM129 214H131V216L132 217H134V218H132ZM126 215V216H125ZM127 215H128V218H127ZM124 217V218H123ZM96 218H98V220L95 219ZM117 219V218H116ZM128 221H126V220ZM38 220V219H37ZM122 221H124V222H122ZM126 221V222H125ZM130 221H132V220H130ZM134 221V220H133ZM91 222H89V224H91ZM103 221H101L100 223H97L98 225H101V223H102ZM244 222V223H243ZM39 222H37V223H35L34 225H37ZM95 223V224H96ZM104 223V222H103ZM102 223V225H104V224H106L105 225V228L104 227H98L97 226V224H96V226L98 227V228H101V229H99L98 231L99 232H97L96 230L94 231V233H93V230H91L92 232L91 233H93V234H89V232L90 231H88V234H89V236H92V235H97L98 237L96 238V236H94L95 237V239H94V237H91V238H93V239H90V237H88V234L87 233H83V228L81 229L80 227H76V229H75V227H72L71 225H69L68 227L67 226H63L62 224H60V223H55L54 221L51 223V225H50V227L48 228V233L47 234H44V235H39L38 234V236L36 237L35 236V238H33L32 239V242H31V239H30V242H29V244H28V250H19V246L17 245V246H11V248H9L8 250H5L6 248H4V247H6V244H5V246H4V244H3V242L5 241L6 242V239H3L4 238V236L6 235V231H7V227L6 226H4L2 223H1V221H0V246H1V248H0V252L2 253H4V255L8 252V255L11 253V256L9 255H7V258H6V260L4 259V257H3V254L1 255V253H0V258H1V260H0V264L2 263V264H10L11 262H14L15 264H58L60 261H59V259L57 258V257H55L54 256V252H56V251H54L55 249H58V251L59 252H62L63 250V242H64V239H63V237H65L66 235H68L69 236V239L70 240H68V245H66V250H67V252H69V247L71 246L72 247V245H69L70 243H71V239H72V236H74V233H72L73 231H76L77 233H79V235H78V240L80 239V240H82V241H86L85 240V238L87 239V240H89L88 242H90L91 244H93V246H90V244H89V248H91V249H93V251L91 250V249H85V250H87L88 251V253H87V251L85 252V250L83 249V251H84V253L82 252V249L81 250H79L83 255H80L81 256V258L84 256V258L82 259L83 260V262L82 263H84V264H86L87 262V264H99V263H96V261L98 262L99 260H97L98 259V256H97V253L100 251V250H97V248H100V246L101 245H97V246H95L98 242H96L97 240L96 239H98V238H100L101 239V235L102 236H104V233H103V231L104 230H106L107 231V233L108 232H110V230L108 229V227L107 226H111L109 223H108V221H105V223L103 224ZM107 223L109 224V225H107ZM2 224V225H1ZM125 225H129V224H125ZM125 225H123L125 228L124 229H126V227H127V229H126V233H124L125 232V230H124V234H122V235H124V237L126 238H128L129 237V233H127L128 232V228H129V226H125ZM2 226V227H1ZM94 224L92 225V226H90V227H93L94 228ZM119 226H121V224L119 225ZM97 227H95L96 229H97ZM107 227V228H106ZM220 227L221 228H223L224 227V225H220ZM4 228H6V230L4 229ZM74 228V229H73ZM78 228V229H77ZM82 230V232H81V230ZM94 228V229H95ZM110 228V227H109ZM119 228V227H118ZM121 228L123 229V227L121 226ZM103 229V231H100V230H102ZM245 229L246 228H244V230H243V233H244V231H245ZM258 229L259 230H261V232H258ZM79 230V231H78ZM5 231V232H4ZM106 231H104L105 233H106ZM120 231L122 232V230L120 229ZM75 232V233H76ZM81 232V233H80ZM103 233V234H101V233ZM1 233H5V235H3V234H1ZM95 233H97V234H95ZM101 234V235H99V234ZM259 233V234H258ZM81 234H82V236H83V238H82V236H81ZM84 234V235H83ZM128 236H127V235ZM141 234H144V232H142ZM87 236V237H86ZM142 236V235H141ZM140 236V242L138 241V244L140 243L141 245L143 244V246L145 247L146 245H145V241H146V238H145V236H144V238L143 237H141ZM105 237V236H104ZM123 236H121L120 238H124ZM103 238V237H102ZM106 238V237H105ZM207 238L209 239L210 238V236H207ZM4 240V241H3ZM95 240V241H94ZM92 241H94L95 242V245H94V243L92 242ZM120 241V239H118L117 240V243H120L119 242ZM212 241V239L211 240H209V241H207L206 243H207V245H211V242ZM111 242V240H108L106 243L107 244H109ZM128 242V241H127ZM132 242L133 241H131V244H132ZM31 243V244H30ZM2 244V245H1ZM78 244H80V243H78ZM130 244V245H131ZM127 245L129 246V243H127ZM147 245H148V243H147ZM248 245V246H247ZM94 246H95V249H94ZM109 246H111V244L109 245ZM3 247V248H2ZM108 247V246H107ZM141 248H142V246H140ZM147 247V246H146ZM138 248H139V246H138ZM141 248H140V251H141ZM186 249H184V248H180L179 249V251H177L176 253H174V255L176 254V256L178 257V260L180 261L179 262V264L182 262V260H183V253H184V251H185V258L187 259V263L186 264H191V263H194V261H196V260H200L201 258H203V257H205V258H208L209 256V253H203V255H202V252H201V248H196L195 247V245H194V243H193V240H189L188 242H187V245H186V247H185ZM224 248H226V247H224ZM3 249V250H2ZM11 249V250H10ZM14 249V250H13ZM96 250H97V253L95 254V252H96ZM118 250V254L116 253V251ZM225 250V249H224ZM224 250H223V252H222V254H224L225 252H224ZM7 251V252H6ZM21 251V252H20ZM78 251V250H77ZM77 251H76V254H77ZM89 251H91V252H89ZM95 251V252H94ZM114 252H112V248H111V253H109L110 252V250L108 251L107 250V252L106 253H104L103 255L104 256H106L105 254H111V256L109 257V255H108V257H107V259H106V257H104L103 256V259H104V261H103V264H106L108 261H110V264H111V262H112V264H116V262H117V264L118 263H120V264H123V263H125L126 261L123 259L124 257H123V252H121V251H123L122 249H120V247H119V244H118V248H116L115 250H113ZM139 251V253L138 252H134V257L136 258V257H138V261H139V254L141 253ZM153 251H154V249H153ZM152 251V252H153ZM128 252V251H127ZM145 253H144V256H146L145 258H146V261L148 260V252H147V248H145V251H144ZM87 254V256H86V254ZM92 254V255H94V256H91L90 254ZM39 254V255H38ZM41 254V255H40ZM75 254V255H76ZM88 254H89V256H88ZM99 254V253H98ZM116 255V256H114V255ZM146 254V255H145ZM153 254V253H152ZM172 254H173V252H172ZM78 254H77V256H75V258H77V259H74L73 258V260L72 261H68L66 264H68V263H70V264H72V262L74 261V263L76 264V263H78V264H80V262H81V258H80V256H79ZM138 255V256H137ZM41 256H43V257H41ZM90 256L91 257H93V258H91L92 260H90L89 258H90ZM96 256V257H95ZM113 256V257H112ZM141 256H143V254L141 255ZM38 257V258H37ZM80 258V260H79V258ZM89 257V258H88ZM114 257H116V259L114 258ZM117 257H119V258H117ZM128 257V256H127ZM37 258V259H36ZM86 258H88V259H86ZM95 258H97V259H95ZM108 258H110V259H108ZM5 260V262H4V260ZM12 259V260H11ZM36 259V260H35ZM118 259L119 260H121V262L119 261L118 262ZM19 260V262H16V261H18ZM78 260V261H77ZM115 260V261H114ZM59 261V262H58ZM80 261V262H79ZM90 261L92 262V263H90ZM129 261V259H127V262ZM142 261H143V259H142ZM63 262V261H62ZM81 263V264H82ZM148 264V261L147 262H145V260H144V262H141V263H138V264ZM61 264V263H60ZM109 264V263H108ZM128 264H129V262H128Z\"/></svg>",
    "mask_w": 264,
    "mask_h": 264
}]
</instances>
